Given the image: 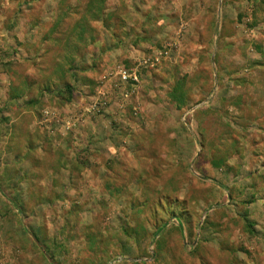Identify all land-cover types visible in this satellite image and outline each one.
<instances>
[{
    "label": "rangeland",
    "instance_id": "1",
    "mask_svg": "<svg viewBox=\"0 0 264 264\" xmlns=\"http://www.w3.org/2000/svg\"><path fill=\"white\" fill-rule=\"evenodd\" d=\"M42 249L264 264V0H0V264Z\"/></svg>",
    "mask_w": 264,
    "mask_h": 264
},
{
    "label": "trees",
    "instance_id": "2",
    "mask_svg": "<svg viewBox=\"0 0 264 264\" xmlns=\"http://www.w3.org/2000/svg\"><path fill=\"white\" fill-rule=\"evenodd\" d=\"M67 89H70V87L67 88ZM16 209H17V208H16ZM17 211H18L19 214L21 215V209L18 208ZM166 226H167V223L164 222V223L162 224L161 227H158V228H157V230H156V232L154 233V235L151 236L150 244H152V243L155 242V238H156L158 235H160V234L166 229ZM23 229L25 230L26 233L31 234L30 231H29L25 226H23ZM122 230H123V234H124V235H126V236H130V235H132V234L130 233V232H131L130 227L128 228L126 225H123ZM31 235H32V234H31ZM32 236H33V238H34L35 243H36V244H39V239H38V237H37L36 235H32ZM42 253H43V257H44L45 261L47 262V264H59L58 261H57V259H56L53 255H51L50 252H49L47 249H42Z\"/></svg>",
    "mask_w": 264,
    "mask_h": 264
},
{
    "label": "built area",
    "instance_id": "3",
    "mask_svg": "<svg viewBox=\"0 0 264 264\" xmlns=\"http://www.w3.org/2000/svg\"><path fill=\"white\" fill-rule=\"evenodd\" d=\"M123 79H124V80H126V79H127V75H126V73H125V72L123 73Z\"/></svg>",
    "mask_w": 264,
    "mask_h": 264
}]
</instances>
